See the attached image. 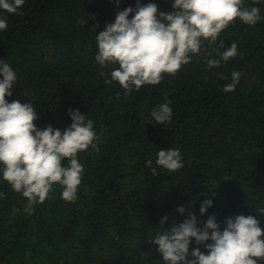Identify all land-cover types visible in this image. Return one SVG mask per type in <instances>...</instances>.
Instances as JSON below:
<instances>
[{"label": "trees", "instance_id": "trees-1", "mask_svg": "<svg viewBox=\"0 0 264 264\" xmlns=\"http://www.w3.org/2000/svg\"><path fill=\"white\" fill-rule=\"evenodd\" d=\"M137 2L25 0L22 14L0 10L7 17L0 61L17 76L6 100L31 103L39 130L50 125L63 132L72 123L69 110L78 109L98 137V151L78 154L84 171L74 202L62 199L57 184L29 214L28 201L3 180L0 168V264H164L151 241L189 213L200 228L213 215L221 231L226 219L253 215L264 230L258 211L264 208V0H243V7L260 9L257 24L237 19L176 75L126 96L118 82L105 83L119 66L102 68L95 60L96 35ZM173 2L139 0L156 4L158 15L173 12ZM232 43L236 58L209 69L206 58L218 59ZM234 71L240 81L225 92ZM166 101L172 118L158 125L151 113ZM170 148L182 157L183 167L174 172L156 164L159 150ZM205 200L212 207L201 215ZM177 206L185 207L184 215ZM196 247L208 254L194 239L189 252Z\"/></svg>", "mask_w": 264, "mask_h": 264}, {"label": "clouds", "instance_id": "clouds-1", "mask_svg": "<svg viewBox=\"0 0 264 264\" xmlns=\"http://www.w3.org/2000/svg\"><path fill=\"white\" fill-rule=\"evenodd\" d=\"M24 4L25 0H0V10L13 15L22 14L20 9ZM172 7L173 12L158 15L156 4L141 6L138 0L135 9L128 7L117 12L115 22L106 25L105 30L96 35L98 53L95 60L102 68L119 66L111 71V80H105V83L118 82L126 96L133 88L140 91L142 86L158 85L165 74L174 76L182 66L188 65L191 55L201 54L204 42L216 44L219 35L237 19L250 26L262 19L260 9L243 7V0H174ZM6 29L7 17L0 16V31ZM219 47H224L223 43ZM217 55L218 59L206 58L209 69L236 58L237 44L232 43ZM0 76L3 77L0 80V168L3 180L26 198L25 211L29 214L34 204H42L50 198L57 184L63 189L62 199L74 202L84 171L78 154L89 147L98 151L94 143L98 137L93 121L78 109H70L72 123L63 132L50 125L39 130L34 123L38 116L31 103L18 100L9 103L6 100L12 95L17 76L5 61H0ZM231 78L232 82L223 89L225 92L235 90L241 73L234 71ZM169 105L170 101H166L152 111L158 125L171 120ZM157 156L156 164L166 170L174 172L183 167L178 148L159 150ZM64 160L68 161L67 166H62ZM146 163L151 167V159ZM152 174H157L155 168H152ZM4 195L0 192V198ZM210 207L211 200L203 201L200 214L204 215ZM175 211L184 215L185 207L177 206ZM258 211L264 214V208ZM186 216L188 219L173 223L170 230L158 232L151 241L157 246L164 264H257L258 260L264 261V230L253 215L226 219L223 231L214 215L203 222V228L197 227L194 214ZM167 220V216L163 217L160 225L164 226ZM193 239L197 245H205L207 255L199 247L189 252ZM208 241L211 243H206Z\"/></svg>", "mask_w": 264, "mask_h": 264}]
</instances>
